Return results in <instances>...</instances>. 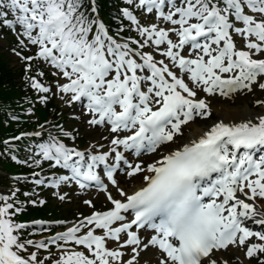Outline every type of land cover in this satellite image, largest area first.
Instances as JSON below:
<instances>
[{
  "label": "snow or ice",
  "instance_id": "obj_1",
  "mask_svg": "<svg viewBox=\"0 0 264 264\" xmlns=\"http://www.w3.org/2000/svg\"><path fill=\"white\" fill-rule=\"evenodd\" d=\"M101 11V0H0L36 97L27 114L60 105L0 156L47 164L52 178L33 183L62 202V185L104 198L83 199L91 212L76 220L29 223L26 206L47 201L0 192V264H141L148 252L144 264H264V98L239 118L212 104L264 92V0H123L115 31ZM63 109L100 139L81 148L80 129L56 122ZM25 138L40 139L19 159Z\"/></svg>",
  "mask_w": 264,
  "mask_h": 264
},
{
  "label": "rangeland",
  "instance_id": "obj_2",
  "mask_svg": "<svg viewBox=\"0 0 264 264\" xmlns=\"http://www.w3.org/2000/svg\"><path fill=\"white\" fill-rule=\"evenodd\" d=\"M6 48V43L0 39V50L4 51ZM15 64V62H14ZM254 99V97L252 96H249V97H240L238 98L237 100L233 101V102H230V103H220V102H215L217 104V106H222L224 104H229L231 106H244V105H250L251 106V103H252V100ZM260 109H257L256 111H259ZM37 111H40V108L37 109ZM92 131V129H88L87 127H84L83 128V132H85L87 135H89L90 132ZM94 135V134H93ZM98 135H96L95 137L91 136V140L90 141H95V140H98ZM3 174L0 172V176H2ZM69 205H63V209L64 208H67ZM86 212H89V210H87ZM231 256H234V253H231Z\"/></svg>",
  "mask_w": 264,
  "mask_h": 264
},
{
  "label": "bare ground",
  "instance_id": "obj_3",
  "mask_svg": "<svg viewBox=\"0 0 264 264\" xmlns=\"http://www.w3.org/2000/svg\"><path fill=\"white\" fill-rule=\"evenodd\" d=\"M253 111L249 105L244 106H231L229 104H226L225 106H222L220 108H214V113L217 114V112H223L225 116H234V117H243L248 112Z\"/></svg>",
  "mask_w": 264,
  "mask_h": 264
},
{
  "label": "trees",
  "instance_id": "obj_4",
  "mask_svg": "<svg viewBox=\"0 0 264 264\" xmlns=\"http://www.w3.org/2000/svg\"><path fill=\"white\" fill-rule=\"evenodd\" d=\"M8 66L6 63L3 61V59L0 57V74H4L6 78L9 77V70L7 68Z\"/></svg>",
  "mask_w": 264,
  "mask_h": 264
}]
</instances>
